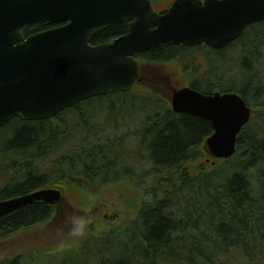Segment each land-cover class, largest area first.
I'll list each match as a JSON object with an SVG mask.
<instances>
[{"label":"trees","instance_id":"1","mask_svg":"<svg viewBox=\"0 0 264 264\" xmlns=\"http://www.w3.org/2000/svg\"><path fill=\"white\" fill-rule=\"evenodd\" d=\"M253 26L255 50L236 54L237 72L224 82L219 70L211 69L191 83L205 92H239L252 107H260L240 132L231 157L211 156L205 140L213 132L212 123L175 112L168 92L145 79L128 92L89 98L51 118L16 116L1 126L0 200L44 186L63 187L65 195L60 204L34 202L1 218L0 247L42 227L57 228V238L64 241L75 228L82 234L57 264H264V123H254L258 115L264 120V20ZM45 27L32 24L27 33ZM121 29L116 24L99 35ZM164 51L148 53L147 60L163 61ZM231 51H222V56L233 55ZM114 96V101L107 100ZM105 110L119 117L97 125L94 114ZM122 128H135L139 148L127 147L132 133H120ZM144 162L149 168L143 169ZM141 178L145 184L137 181ZM110 182L129 190L131 195L122 190L132 199L125 210L121 204L99 202L101 189L107 191ZM71 195L74 208L64 203ZM109 208L120 214L115 222L104 215ZM103 236L121 238L117 241L124 245V258L114 257L111 247V259L101 261L95 253L84 260L87 243ZM25 254L0 256V264H29Z\"/></svg>","mask_w":264,"mask_h":264},{"label":"water","instance_id":"2","mask_svg":"<svg viewBox=\"0 0 264 264\" xmlns=\"http://www.w3.org/2000/svg\"><path fill=\"white\" fill-rule=\"evenodd\" d=\"M130 18L128 33L91 44L97 31ZM264 19V0H175L159 13L152 0H0V127L15 116L49 118L96 95L129 90L141 79L136 51L162 42L222 45ZM34 22H65L28 36ZM173 108L210 120V153L229 157L252 114L234 91H174ZM63 188L43 187L0 200V219L34 202L56 204Z\"/></svg>","mask_w":264,"mask_h":264},{"label":"rangeland","instance_id":"3","mask_svg":"<svg viewBox=\"0 0 264 264\" xmlns=\"http://www.w3.org/2000/svg\"><path fill=\"white\" fill-rule=\"evenodd\" d=\"M260 55H264V36L262 35L260 38ZM258 43V41H257ZM252 50L254 49V46L252 48ZM231 52H233V55L227 56L228 54L224 55L223 57H218V56H214L212 55V61L210 64H215L214 67L212 68H217L219 70L220 73V77L219 78H223L224 82L226 81V79L228 78V75L231 76L233 74V72H237V70L235 69V60H236V54H240V50H232ZM230 52V53H231ZM261 55V56H262ZM187 57L191 58V56L188 54ZM232 57V60L230 61L229 58ZM188 59V58H186ZM194 61H197L198 63H206V61L203 60V57L200 58H194L192 59ZM183 62V61H182ZM233 62V63H232ZM209 64L210 69L208 70L210 72V70L212 69L211 66ZM228 65V66H227ZM199 66V65H198ZM200 68V66H199ZM229 68L231 69L230 71H226L225 69ZM167 80L166 84H162L161 89L164 92H168L171 89L183 86V85H187V79L191 78V77H187L185 76L184 72L179 71V61L174 59V61H171V63L167 66ZM201 70L199 71V74L197 76H192V78H204L207 76V72L202 74L201 73L204 71V68H200ZM193 72H197V68H193ZM227 72H231L226 74ZM158 73H161V71H158ZM149 74V73H148ZM159 78H161V76L158 74ZM218 79V78H217ZM189 82V81H188ZM220 84H224L219 80ZM149 86V85H148ZM164 87H167L164 88ZM115 96L112 97L111 99H107L109 100V102L112 100L114 101ZM103 102L108 105L111 106V103H107L105 102L106 99H102ZM99 102H96V106L98 105ZM259 105V104H258ZM86 108V105H84ZM260 106V105H259ZM99 107V106H97ZM260 108V107H258ZM89 111H95L94 107H90ZM86 115L88 116V111L85 112ZM98 113V114H97ZM93 113L90 114V116ZM115 111L110 112L108 110L102 111L101 113L96 112L94 114V122H96V124L98 125L99 123H105V121L108 119H110L112 117V119L118 118L119 115H116ZM143 114L140 115V117ZM68 116V114H67ZM75 117V116H74ZM114 118V119H115ZM83 119H85V117H83ZM88 119V117H87ZM254 123L258 124V125H262L264 123V120L258 115L255 116L254 119ZM135 129V128H134ZM132 128H122L119 130L120 133L126 132V131H130L132 133V138L130 139L129 137V141H128V148H133V150H135L136 148H139L140 146V139L138 138V136H135V131ZM112 130V129H110ZM133 131V132H132ZM139 156V155H138ZM149 168V164L144 162L143 163V169H147ZM140 167H137L136 170L139 171ZM140 183H144L143 179H139L137 180ZM111 183V184H110ZM109 185V189L107 191H104L103 189H101V195L102 198L100 199L99 202H103L105 201L106 203H115V204H121V207L123 208V210H125L127 205L126 203L130 202L132 199L129 197V195H131L128 191V189L122 188V186L120 185H116V184H112V182H110ZM115 185V186H114ZM144 188V186H143ZM142 188V189H143ZM123 191L128 192V194H124ZM128 190V191H127ZM73 195H75L74 192H72ZM78 201H80L78 198H76ZM66 201L64 202L66 204L67 207L71 206V208L73 207V201H72V195L67 196ZM84 200V199H83ZM69 205V206H68ZM130 208V207H129ZM129 208H127V210L125 211L126 213H128ZM80 209H78L79 212ZM64 211V208H63ZM75 213V210L73 212L70 213V218L72 217V215ZM85 215H88L87 212L84 213ZM110 218V217H109ZM116 218V217H115ZM114 218V219H115ZM125 218V216H124ZM75 227V225L73 226ZM72 227V228H73ZM62 228L60 226H58V229ZM64 230V228H63ZM60 234L59 230H57V228L55 230H48L45 229V227L42 228H36L33 229L31 231H29L28 233H25L22 235V237L17 236V238L13 239L10 242V245H3L2 247H0V256L2 257L3 255H7L10 253H14L16 254L17 252H25L27 254H25L27 256V258L29 259V262H31L30 264H57L58 262H60V259H64L67 258L71 251L74 250L73 245L75 242H77V240L80 238V235L82 233L78 232L75 228L68 233L67 237L65 238V240H61L59 237L57 238L56 236V232ZM80 231V228H79ZM64 234V233H63ZM62 234V235H63ZM62 237V236H61ZM64 237H62L63 239ZM118 239L121 238H113L110 236H103L101 239H97V240H92L90 242L87 243L86 245V254L84 256V260L89 259L91 256H93L95 253H98L100 260L102 261L103 258H107V259H111L110 257V251L109 248L112 247V249L115 251V254L113 255L114 257L116 256V258H124L122 254V248H124V245L120 244L119 241H117ZM123 242L125 241V239H122ZM8 244V243H5ZM60 244V245H59ZM51 245L54 246H59L58 250H51ZM18 249V250H17ZM75 257H73L72 259H74Z\"/></svg>","mask_w":264,"mask_h":264},{"label":"flooded vegetation","instance_id":"4","mask_svg":"<svg viewBox=\"0 0 264 264\" xmlns=\"http://www.w3.org/2000/svg\"><path fill=\"white\" fill-rule=\"evenodd\" d=\"M152 1H153L154 8L157 11L162 12V11H165L173 3L174 0H152ZM131 21L132 20L130 18L126 17L115 24H111L97 31L94 35L91 36L90 43L97 45V44H101L105 42L114 41L116 38L128 33ZM34 24H38V22L33 23V25ZM60 24H53V25L47 24L48 27H45L43 29L51 28V27H54ZM116 24H122V29L118 33H110L107 36L99 35V32L103 31L106 28H109L110 26H114ZM253 25L254 24L252 23L246 25L239 36L230 40L224 45L222 44V45L213 46L207 42H201V43H195V44H188L186 42H180V43L162 42L160 45H157L153 48H147V49H142L141 51H137L135 53V57L140 62L141 74L143 75V79H145V81H149V85L163 87L161 85L166 84L165 79L167 80L166 78L167 70H168L167 66L171 63V61H174V59H176L179 61V71L184 72L186 78L191 77V80L189 82L187 81V85H192L191 83H192V80L194 79L192 78V76L193 77L197 76L199 74V71L201 70L200 68H204V71L201 73V75L206 73L210 69L209 64L212 61V55L223 57L221 52L224 50L252 49L254 46V38L252 35L254 32V31L252 32L253 27H254ZM35 31L37 30H34L33 32ZM33 32H30L29 34ZM29 34H26V36H28ZM155 50H166L163 52V55L165 57L163 61L153 62V61L147 60L148 59L146 57L147 54ZM173 50H191L192 53L187 52L186 54L179 55V51H173ZM188 54L191 56V58L187 57ZM197 57L198 58L203 57V60L206 61V63H201V62L198 63L197 61L192 60ZM198 65L200 66V68ZM210 66L212 68L215 66V64H210ZM193 68H197V72L194 73ZM212 69H216V68H212ZM158 71H161V73H158ZM158 74L161 76V78L157 77ZM208 75H209V71L207 72V76ZM164 88L167 89V87H164ZM174 89H171L170 91H168V94H169L168 99L170 101L172 100Z\"/></svg>","mask_w":264,"mask_h":264}]
</instances>
